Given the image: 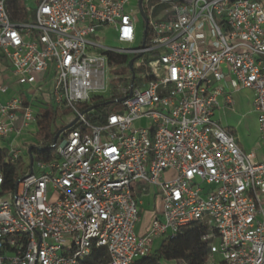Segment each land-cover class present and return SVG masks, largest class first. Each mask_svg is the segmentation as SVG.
Segmentation results:
<instances>
[{
  "label": "built area",
  "instance_id": "built-area-1",
  "mask_svg": "<svg viewBox=\"0 0 264 264\" xmlns=\"http://www.w3.org/2000/svg\"><path fill=\"white\" fill-rule=\"evenodd\" d=\"M12 1L0 0V53L30 91L0 84V140L48 107L77 122L49 162L8 148L24 166L0 196V264H88L99 249L103 264H135L194 225L206 231L204 264H264V160L217 118L252 92L264 149V0H141L137 49L138 0H25L35 6L24 22ZM111 31L117 47L102 42ZM112 97L122 111L91 126L79 106ZM145 196L157 205L138 234Z\"/></svg>",
  "mask_w": 264,
  "mask_h": 264
},
{
  "label": "trees",
  "instance_id": "trees-1",
  "mask_svg": "<svg viewBox=\"0 0 264 264\" xmlns=\"http://www.w3.org/2000/svg\"><path fill=\"white\" fill-rule=\"evenodd\" d=\"M10 17L13 21H26L28 10L25 0H13L8 8ZM120 67L124 64V58H114L108 55V63ZM124 71H117V74H123ZM139 73L134 71V75ZM116 98H93L89 105H80L82 111L92 109L86 119L91 126H102L105 124L106 117L111 113L122 111L121 104L116 103ZM67 113V112H66ZM63 121L57 111L52 107L43 110L36 124L35 138L43 139L46 145L41 147L29 146L31 148V158L33 162H49L55 158L56 148L60 143L57 138L55 146L52 147L53 139L57 132L64 130L74 119L64 121L57 127V121ZM76 127V126H75ZM26 148V150H28ZM27 153V151H26ZM24 166V161L18 160L16 166L12 165L8 159V149H0V174L2 175V184L0 186V196L6 197L13 195L16 183L18 182L20 171ZM205 229L199 226H192L183 230L173 239L162 240L159 247L152 253L137 261L135 264H160L161 261L174 262L180 264H204L207 256V247L201 241ZM106 261V254L103 249L95 251L88 264H103Z\"/></svg>",
  "mask_w": 264,
  "mask_h": 264
},
{
  "label": "rangeland",
  "instance_id": "rangeland-1",
  "mask_svg": "<svg viewBox=\"0 0 264 264\" xmlns=\"http://www.w3.org/2000/svg\"><path fill=\"white\" fill-rule=\"evenodd\" d=\"M28 15L30 16V19L34 21V13L31 11L33 7L35 6L34 3L26 2ZM130 6L134 10L133 16L136 17V26H137V36H136V42L131 46L132 49H137L140 46L141 43V37L143 32V19L138 11H136L137 4L134 1H131ZM101 35V33H98ZM115 34L111 31L107 33L105 39L102 41L105 45L110 47H117V43L114 40ZM131 57V56H130ZM8 61L5 62L0 58V70H8ZM24 90H27V87H24ZM108 95V94H107ZM252 92L243 90L239 91L238 93L233 95V101L235 103L234 112L226 111L223 115H220V117L217 116V118L220 120V123L223 127L227 128L228 132H234L235 135L238 137V140L240 141V145L242 149L245 152H249L252 149L256 148L255 141L257 139V123H256V116L252 113ZM44 106L42 104H34L33 110L42 109ZM70 118L64 119L63 121H57V127H59L61 124H63L64 121H68ZM138 125V124H137ZM29 133L24 135L23 140L27 141L29 143V146H44L46 145V142L43 139H37L35 138V131L33 128L28 130ZM23 141V142H24ZM23 142L21 140L16 141V149L19 150L22 153L23 159L25 158V149L23 147ZM8 142L0 140V149L8 148ZM256 156L258 160L262 161L264 160V149L258 150L256 152ZM149 207L146 206L144 210L140 213V224L137 228V233L142 234L144 233L150 224L151 221V214L148 212L152 207H155L156 201H150ZM148 207V208H147ZM163 239H159L155 242L153 250L157 249L159 247V244L161 243ZM160 264H180V263H174V262H167V261H161Z\"/></svg>",
  "mask_w": 264,
  "mask_h": 264
},
{
  "label": "crops",
  "instance_id": "crops-1",
  "mask_svg": "<svg viewBox=\"0 0 264 264\" xmlns=\"http://www.w3.org/2000/svg\"><path fill=\"white\" fill-rule=\"evenodd\" d=\"M0 58H2L1 53H0ZM2 60L4 62L6 61L3 58H2ZM7 66L9 67L8 70H6V71L5 70H0V84H4V85H6V86L9 87V96L15 95V94L19 93L20 91H24L25 92L24 87L21 88V87H19V86L16 85L15 79L12 76L11 67H10V64L9 63H8ZM31 90H32V88H31ZM29 91H30V89H29V87H27L26 92H29ZM41 97H42V95L40 93H37L36 99H41ZM4 100H5V97H0V101L1 102H4ZM48 108H46V109H48ZM226 111H231V110H226ZM226 111H224L223 114ZM231 112H234V111H231ZM31 128H33L34 131H35L34 133H36V127H33L32 126L28 130H30ZM28 130L26 132H24L25 135H27L29 133ZM231 134L237 139V142L240 145V141L238 140V137L235 135V133L234 132H231ZM23 135L24 134H22L20 136H16V137L15 136H12L8 140H2V141L8 142V145H9L8 148L10 147V145L15 148L16 147L15 146L16 145V141H18V140H21V142L24 141L23 140V137H22ZM22 145H23V147H24V149L26 151V148L28 147L29 143L27 141H24ZM255 145H256V148L252 149L249 152H255L256 153L258 150H261L262 149L261 148V143H260V140H259L258 130H257V139L255 141ZM240 147H241V145H240ZM8 148H3V149H8ZM139 200H140L139 201L140 202V213H141L142 210H144L146 208V206L149 207V204L148 203L151 200L154 201L150 196L141 197ZM154 209H155V207H152L150 210H148V212H150V214H151V217H152V213L154 212Z\"/></svg>",
  "mask_w": 264,
  "mask_h": 264
},
{
  "label": "water",
  "instance_id": "water-1",
  "mask_svg": "<svg viewBox=\"0 0 264 264\" xmlns=\"http://www.w3.org/2000/svg\"><path fill=\"white\" fill-rule=\"evenodd\" d=\"M138 8H139V13H140V15L143 17L142 8H141V0H138ZM132 62H133V61H130V62H129V67H131ZM121 101H122V99H121V100H118L117 103H119V102H121ZM76 122H77V120L75 119V120H74L72 123H70L65 129H69V128L73 127V125H74ZM61 132H62V131H59V132L56 133V135H55V137H54V139H53L52 147L55 146L56 140H57V138L59 137V135L61 134ZM30 153H31V148H29V149L27 150V154H28V157H29L30 164H32V163H33V160H32V158H31V154H30Z\"/></svg>",
  "mask_w": 264,
  "mask_h": 264
}]
</instances>
